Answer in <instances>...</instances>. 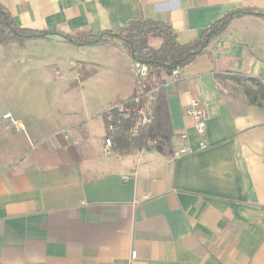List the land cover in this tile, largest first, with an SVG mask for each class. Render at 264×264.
Segmentation results:
<instances>
[{
  "label": "crops",
  "instance_id": "1",
  "mask_svg": "<svg viewBox=\"0 0 264 264\" xmlns=\"http://www.w3.org/2000/svg\"><path fill=\"white\" fill-rule=\"evenodd\" d=\"M0 2L25 28L98 33L147 18L181 43L229 11L264 10V0ZM230 72L264 87V17L233 19L178 77L163 73L175 136L105 155L104 112L137 87L121 44L59 34L0 44V264H264V99L250 103L258 86ZM193 98L206 107L203 135L186 115ZM183 146L191 152L176 155Z\"/></svg>",
  "mask_w": 264,
  "mask_h": 264
},
{
  "label": "trees",
  "instance_id": "2",
  "mask_svg": "<svg viewBox=\"0 0 264 264\" xmlns=\"http://www.w3.org/2000/svg\"><path fill=\"white\" fill-rule=\"evenodd\" d=\"M247 14L264 17V10L244 8L229 11L209 25L200 37L188 43H181L177 40L176 33L169 23L147 18L133 19L125 27L117 30H103L98 33L87 30L64 33L25 28L17 23L8 8L0 2V44L11 40L23 43L26 39L48 37L53 34L63 36L67 42L76 46L112 44L118 41L134 63L146 64L149 67V75L142 83L144 88L138 93V87H136L133 94L126 99L132 101L138 94L143 102L149 99L152 121L131 137L127 133L132 124L130 119L124 121L118 129L110 131L104 112L106 136L112 138L113 150L120 154H129L134 150L152 149L166 137L175 136L167 102L166 82L162 78L163 73L169 74L175 67H185L193 62L206 51L211 41L217 38L233 19ZM152 37H160L161 45L151 46L149 39ZM216 76L223 75L216 74ZM224 76H229L239 82L250 81L258 86L257 93L246 89L250 103H257L259 99H264V87L257 77L235 72Z\"/></svg>",
  "mask_w": 264,
  "mask_h": 264
},
{
  "label": "built area",
  "instance_id": "3",
  "mask_svg": "<svg viewBox=\"0 0 264 264\" xmlns=\"http://www.w3.org/2000/svg\"><path fill=\"white\" fill-rule=\"evenodd\" d=\"M181 68L177 66L171 71L170 74L173 78L178 77ZM134 70L137 76L138 93H140L144 88L142 83L149 75V67L142 62H135ZM105 113L110 131L118 129L124 121L130 119L132 124L128 128L127 133L131 137L135 136L144 126L152 121L149 99L143 102L139 94L132 101L124 98L114 102L107 108ZM186 115L194 122L197 132L203 135L207 127V111L203 101L199 98L191 99L186 109ZM4 118H9L18 129L25 130V125L14 118L11 113L5 114ZM180 138L184 140L186 136L181 135ZM173 151L176 155L191 152L187 146H183L182 148L174 147ZM103 152L105 155H110L113 152V140L110 136H105ZM135 257L136 252H132L131 258Z\"/></svg>",
  "mask_w": 264,
  "mask_h": 264
},
{
  "label": "rangeland",
  "instance_id": "4",
  "mask_svg": "<svg viewBox=\"0 0 264 264\" xmlns=\"http://www.w3.org/2000/svg\"><path fill=\"white\" fill-rule=\"evenodd\" d=\"M113 43H118V44H120L118 41H114ZM87 70L85 69L84 70V72H86ZM62 73H63V70H62ZM63 82L65 81V80H62Z\"/></svg>",
  "mask_w": 264,
  "mask_h": 264
}]
</instances>
